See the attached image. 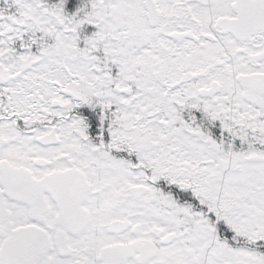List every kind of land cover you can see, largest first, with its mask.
<instances>
[{
	"label": "snow or ice",
	"instance_id": "6c2138e0",
	"mask_svg": "<svg viewBox=\"0 0 264 264\" xmlns=\"http://www.w3.org/2000/svg\"><path fill=\"white\" fill-rule=\"evenodd\" d=\"M0 264H264V0H0Z\"/></svg>",
	"mask_w": 264,
	"mask_h": 264
}]
</instances>
